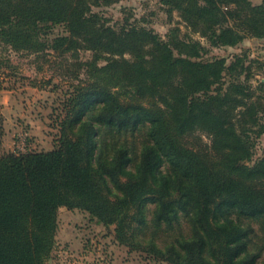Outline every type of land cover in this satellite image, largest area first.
Segmentation results:
<instances>
[{
  "label": "trees",
  "instance_id": "obj_1",
  "mask_svg": "<svg viewBox=\"0 0 264 264\" xmlns=\"http://www.w3.org/2000/svg\"><path fill=\"white\" fill-rule=\"evenodd\" d=\"M116 1L0 0V43L92 53L53 149L2 152L0 115V264H45L60 206L167 264H264V150L252 160L264 83L250 84L245 54L211 56L178 27L161 36L94 10ZM159 2L209 46L264 37V0ZM56 24L67 33L43 38Z\"/></svg>",
  "mask_w": 264,
  "mask_h": 264
},
{
  "label": "rangeland",
  "instance_id": "obj_2",
  "mask_svg": "<svg viewBox=\"0 0 264 264\" xmlns=\"http://www.w3.org/2000/svg\"><path fill=\"white\" fill-rule=\"evenodd\" d=\"M250 1L258 4L261 0ZM94 10L111 24L128 18L153 28L161 36L170 28L178 27L182 35L188 33L205 44L211 56H224L229 60L234 54H245L246 63L252 65L250 84L255 87L264 83V37L245 36L235 46H209L200 33L186 26L178 11L169 14L159 0H118ZM66 33L63 25L56 24L42 37L51 41L57 34ZM91 55L90 51L82 49L77 54H58L51 48L42 52L16 51L0 43L2 152L18 154L54 148L65 100L75 86L87 82L83 62ZM194 135L203 146L210 144V137L204 132ZM263 150L264 133L255 139L252 160L261 157ZM146 209L152 210L153 205L147 203ZM57 218L55 247L45 264H167L119 243L114 236V225L104 226L87 211L60 206Z\"/></svg>",
  "mask_w": 264,
  "mask_h": 264
}]
</instances>
